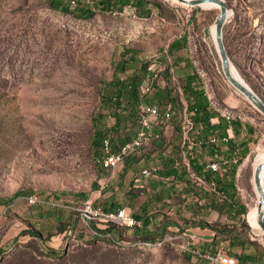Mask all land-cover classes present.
Returning <instances> with one entry per match:
<instances>
[{"label":"rangeland","instance_id":"374dc122","mask_svg":"<svg viewBox=\"0 0 264 264\" xmlns=\"http://www.w3.org/2000/svg\"><path fill=\"white\" fill-rule=\"evenodd\" d=\"M145 1L142 8L134 0H0V264H211L188 258L189 243L174 224L158 231L154 221L141 232L139 222L129 228L83 211L89 204L114 210L127 203L126 185L116 189L126 173L113 174L98 161L99 131L117 149L133 134L141 103L157 101L160 120L182 122L183 138L193 137L195 128H183L192 122L185 82L174 72L183 66L236 128L248 129L231 162L246 213L219 232L215 246L227 241V252L242 261L245 241L264 248L254 176L264 157V114L223 72L211 29L221 8ZM226 3L227 51L264 100V0ZM175 39L183 46L171 54ZM149 73L159 74L155 92L140 103L120 92L127 75ZM117 93L127 103L123 112L111 99ZM131 191L135 206L150 203L146 188ZM33 194L41 202L30 203ZM165 217L179 222L174 211Z\"/></svg>","mask_w":264,"mask_h":264},{"label":"crops","instance_id":"0c3cea01","mask_svg":"<svg viewBox=\"0 0 264 264\" xmlns=\"http://www.w3.org/2000/svg\"><path fill=\"white\" fill-rule=\"evenodd\" d=\"M174 72L183 79L191 73L185 66L177 68ZM166 84H169L168 80L164 86ZM242 127L232 128L229 132L234 144H239L237 142L241 138L240 135H245V131H248L245 123ZM197 129L200 133L198 127ZM156 131L159 137L144 145L139 152L129 156L123 165L113 170V174L120 172L119 176H124L125 173L127 176V179L118 178L116 189L126 185L127 190V203L123 205L121 202L118 207H126L128 211L134 210L135 217H140L136 218L140 223L138 226L142 227L137 229L141 232L147 231L154 221L159 222L158 231L166 226L171 228L174 224L180 229V235L185 236L187 243L202 250L212 248L222 228H229L228 226L236 223L243 214L242 202L238 201L242 197L231 164L234 161L231 141L227 146L217 147L203 143L199 134L185 140L182 122L159 123ZM132 136L133 134L128 140ZM242 148L237 147V150L241 151ZM242 156L241 153L239 157ZM214 161L219 162L220 170L207 168V164ZM196 166L201 169L200 173ZM154 167L157 169L149 176H143V169ZM133 188H146L152 196L150 203L147 201L135 206L131 201L134 198L131 191ZM173 211L174 215L179 217L178 223H173L165 217L168 213L173 214ZM203 223L224 226L218 225L221 229H213ZM250 243H242L240 251L245 258L243 262L264 264V248L251 249Z\"/></svg>","mask_w":264,"mask_h":264},{"label":"built area","instance_id":"2783aa9c","mask_svg":"<svg viewBox=\"0 0 264 264\" xmlns=\"http://www.w3.org/2000/svg\"><path fill=\"white\" fill-rule=\"evenodd\" d=\"M158 76H159L158 73H149L146 77L143 78L142 83L140 85L141 98L146 96L149 97L154 93ZM113 102L115 103V105H120L122 107L119 109L122 110V112L127 106V103L121 100V97L119 96L118 93L113 95ZM141 107L143 109L142 110L143 112H141V114L136 116V120H133L131 123L132 125L130 124L133 130L132 138L124 141L122 144L118 146L117 149H115L113 137L110 134L103 136L104 145L103 148L101 149V154L99 155V159L102 161V165L106 166L107 170H114L120 165H123L129 156L139 152L144 145L152 141L154 138L159 137V134L156 131V126L159 123L166 122L165 119L160 120L161 117L164 118L163 114L161 113L162 112L161 104L157 101H153L148 106H145L143 103H141ZM166 111L167 114H170L171 106L167 107ZM219 119H220L219 116L213 117L211 118V122L213 124H216L219 122ZM229 122L230 125L227 128L226 134H224L222 131L218 129L214 130L207 137L206 140L207 143L217 147L227 146L232 140V135L229 132L232 130V128H234L233 123L231 121ZM195 130L197 134H200L198 132L197 126ZM207 167L215 171L220 170V164L217 161L208 163ZM156 169H157L156 167H154L153 169L145 168L143 169L142 174L143 176H149L151 172ZM27 199L32 204H37L41 202V200L36 194L29 195ZM87 206L91 207V209L93 210L100 211V213H113L115 215L120 216L123 219H128L129 228L138 225L137 218L135 217L133 212L128 211L126 207H118L117 209L114 210H100V209H95L90 204ZM99 225H103L104 227L107 228L105 224H99ZM185 248L188 253H190L192 256L196 257L201 261H207L213 264H247L237 256L228 253L226 248V243L224 241L220 242L218 245L212 248H207L205 250H202L196 246H191L190 244L185 245Z\"/></svg>","mask_w":264,"mask_h":264},{"label":"trees","instance_id":"16d2710c","mask_svg":"<svg viewBox=\"0 0 264 264\" xmlns=\"http://www.w3.org/2000/svg\"><path fill=\"white\" fill-rule=\"evenodd\" d=\"M123 2L124 4L127 3L128 1L131 0H118ZM136 4L139 5V7H144L145 5V0H134ZM53 2V1H52ZM53 5L60 7L61 5L59 3H53ZM66 8L67 7H63ZM183 46L181 39H175L169 46V52L171 54H175L176 50L181 48ZM146 69V68H145ZM142 77L138 76H133L130 77V75L126 76L124 80L121 82V87H120V92H127L129 95V99L131 101H136L138 103L141 102V96H140V85L142 83ZM184 85H183V92L185 94V97L187 98L188 101V113L190 115V120L194 123V128L196 129V126L199 128L200 134V140L207 144V137L214 131V130H220L224 134L227 133V128L230 125L229 120L227 121L224 119V117L220 114V112L212 107L210 105V102L205 94V90L202 86H200L198 82V78L196 76V73H190L186 78H184ZM155 92V91H154ZM119 94V93H118ZM119 96H121L119 94ZM113 101V97H111ZM219 116V122L216 124H213L211 122V118ZM233 122V121H231ZM234 128L236 129L235 125H233ZM197 132H193V137ZM103 136L104 134L99 131L95 137V142H100L101 143V149H102V143H103ZM192 138V137H191ZM230 147L232 149V152L234 150V143L231 141ZM197 167V166H196ZM198 168V167H197ZM208 168V167H207ZM199 173L201 172V169L198 168ZM246 207L242 205L241 207V212L244 214L246 213ZM137 218H140L139 216H136ZM204 226H209L213 229H219L217 225H210L207 223H203ZM99 231V230H98ZM222 231H229L228 228H222ZM188 258H191V254L187 253ZM193 257V256H192Z\"/></svg>","mask_w":264,"mask_h":264},{"label":"water","instance_id":"95a60500","mask_svg":"<svg viewBox=\"0 0 264 264\" xmlns=\"http://www.w3.org/2000/svg\"><path fill=\"white\" fill-rule=\"evenodd\" d=\"M179 2H185L191 5H200L203 2H215L220 5L221 11L215 22L216 40L215 45L218 54L221 59L223 72L228 81L236 88V90L242 93L258 110L264 114V100L253 90V88L246 83L243 79L237 76L233 70V62L227 51L224 41V26L228 18V6L226 0H178ZM261 169L264 170V163L260 164L254 173L258 189V208L259 217L258 222L261 226V231L258 233L264 234V186L261 182V177H264V172L261 174Z\"/></svg>","mask_w":264,"mask_h":264},{"label":"bare ground","instance_id":"6f19581e","mask_svg":"<svg viewBox=\"0 0 264 264\" xmlns=\"http://www.w3.org/2000/svg\"><path fill=\"white\" fill-rule=\"evenodd\" d=\"M173 1H178V0H173ZM179 2V1H178ZM182 3H184V2H182ZM200 6L201 7H203V8H213V7H220V5L218 4V3H215V2H203V3H201L200 4ZM229 13H230V8H229V10H228V18H229ZM211 29H212V37H213V40H214V43H215V40H216V30H215V23L212 25V27H211ZM233 70H234V72H235V74H237V76L238 77H240L241 79H243V77H242V75L240 74V72L238 71V69L235 67V65L233 64ZM244 80V79H243ZM245 81V80H244ZM246 82V81H245ZM247 83V82H246ZM182 92V91H181ZM208 99H209V102H210V105L212 106V107H214V108H216L219 112H220V114L224 117V118H226L227 120H229V121H232V116L228 113V112H224L222 109H220L218 106H217V104L212 100V97L209 95V97H208ZM190 118V117H189ZM189 124H191L189 127H187V124L185 123L184 125H183V128L186 130V129H191V128H193L194 129V126L196 125H194V123L193 122H188ZM187 130V131H188ZM191 132V131H190ZM189 133V132H188ZM103 145H104V138H103V143H102ZM103 145H102V148H103ZM98 161H99V163L102 165V161L98 158ZM262 163H264V157H262L259 161H258V163H257V165H256V168L260 165V164H262ZM103 167H105L106 168V166L105 165H102ZM256 170V169H255ZM261 171V174L264 172V170L263 169H261L260 170ZM201 179V178H200ZM255 182H256V179H255ZM261 182H262V184H263V186H264V177H261ZM256 189H257V196H259V189H258V185H257V182H256ZM84 215L85 216H87V217H89V218H98V219H105V220H108L109 222H115V223H118V225L120 224V225H124V226H128V219H123V218H121L120 216H118V215H115V214H113V213H100V211H98V210H93V209H91V207H86L84 210ZM104 223V222H103ZM107 226H108V224H107ZM137 226V225H136Z\"/></svg>","mask_w":264,"mask_h":264}]
</instances>
